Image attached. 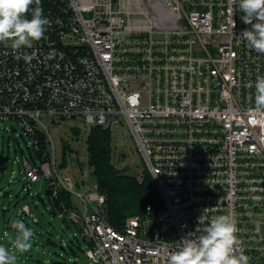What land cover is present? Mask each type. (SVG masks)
<instances>
[{
  "label": "built area",
  "instance_id": "obj_1",
  "mask_svg": "<svg viewBox=\"0 0 264 264\" xmlns=\"http://www.w3.org/2000/svg\"><path fill=\"white\" fill-rule=\"evenodd\" d=\"M39 7L47 18L39 41L19 50L0 42V127L11 120L31 137L40 162L24 157L28 181L47 180L54 198L71 194L73 204L60 207L79 227L87 261L37 264H167L180 238L202 227L205 207L207 216L230 213L237 249L264 264V109L254 102L264 53L239 36L249 25L238 0ZM43 116L90 128L126 124L162 205L112 224L97 185L82 192L62 178Z\"/></svg>",
  "mask_w": 264,
  "mask_h": 264
},
{
  "label": "rangeland",
  "instance_id": "obj_2",
  "mask_svg": "<svg viewBox=\"0 0 264 264\" xmlns=\"http://www.w3.org/2000/svg\"><path fill=\"white\" fill-rule=\"evenodd\" d=\"M42 118L53 136L60 165L66 158L67 164L60 167L64 181L69 187L82 192L95 190V176L87 160L86 140L90 125L74 119L53 122L49 116ZM79 128L81 133L78 135L75 131ZM110 130L115 164L127 173L142 175L146 171L145 165L128 126L117 124ZM64 141H68L72 147L66 153ZM24 157L31 162H40L31 137L25 130L11 120L3 121L0 127V234L3 244L15 256L11 263L86 262V243L79 227L67 212L54 206L47 193V180L39 178L31 182L26 179ZM75 197L82 204L81 198ZM25 204L29 205L30 212L23 209ZM15 220H22L35 229L31 248L23 249L15 245V238L19 234L13 223Z\"/></svg>",
  "mask_w": 264,
  "mask_h": 264
},
{
  "label": "clouds",
  "instance_id": "obj_3",
  "mask_svg": "<svg viewBox=\"0 0 264 264\" xmlns=\"http://www.w3.org/2000/svg\"><path fill=\"white\" fill-rule=\"evenodd\" d=\"M40 0H0V42L9 44L14 50L31 47L45 34L47 18L39 7ZM33 6V7H30ZM241 20L249 27L239 36L247 46L264 53V0H238ZM31 15H26V13ZM235 21L232 20V27ZM30 60V56H25ZM255 105L264 109V75L254 82ZM205 207L197 217L202 227L189 231L180 238V246L171 251L167 264H249V257L236 247V220L230 214L205 215ZM19 234L15 245L28 249L33 245L35 229L22 220L13 221ZM15 260L4 244H0V264H11Z\"/></svg>",
  "mask_w": 264,
  "mask_h": 264
},
{
  "label": "trees",
  "instance_id": "obj_4",
  "mask_svg": "<svg viewBox=\"0 0 264 264\" xmlns=\"http://www.w3.org/2000/svg\"><path fill=\"white\" fill-rule=\"evenodd\" d=\"M80 131L79 129L75 132L79 135ZM86 141L88 164L92 167L91 173L95 176L97 189L106 196L107 216L112 224L121 226L128 216L133 214L151 215L153 212L147 209L148 204L154 209L162 205L156 184L146 169L142 175H137L127 173L115 164L110 129L94 125L90 128ZM64 142V153H66L70 143ZM65 164H67L66 158L61 165ZM78 164L82 165V162L78 161ZM47 193L52 198L54 206L60 210L62 201L68 205L73 204L71 194L65 190H62L57 198L52 196L50 189H47Z\"/></svg>",
  "mask_w": 264,
  "mask_h": 264
},
{
  "label": "crops",
  "instance_id": "obj_5",
  "mask_svg": "<svg viewBox=\"0 0 264 264\" xmlns=\"http://www.w3.org/2000/svg\"><path fill=\"white\" fill-rule=\"evenodd\" d=\"M80 130H81V128H79ZM96 181V180H95ZM96 183V182H95ZM95 185H97V183L96 184H94V186ZM78 186H79V184H78ZM48 189V188H47ZM78 189V188H77ZM98 190V189H97ZM99 191V190H98ZM74 204H76L77 205V203L75 202Z\"/></svg>",
  "mask_w": 264,
  "mask_h": 264
},
{
  "label": "water",
  "instance_id": "obj_6",
  "mask_svg": "<svg viewBox=\"0 0 264 264\" xmlns=\"http://www.w3.org/2000/svg\"><path fill=\"white\" fill-rule=\"evenodd\" d=\"M39 206V204L38 203H36V207H38ZM61 247H63V245H61Z\"/></svg>",
  "mask_w": 264,
  "mask_h": 264
}]
</instances>
